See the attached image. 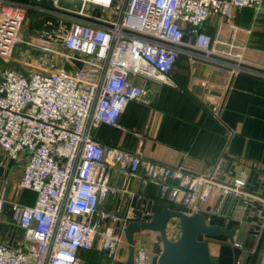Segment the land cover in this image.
I'll list each match as a JSON object with an SVG mask.
<instances>
[{"label":"built area","instance_id":"2783aa9c","mask_svg":"<svg viewBox=\"0 0 264 264\" xmlns=\"http://www.w3.org/2000/svg\"><path fill=\"white\" fill-rule=\"evenodd\" d=\"M76 1L81 2L78 10L64 7L62 0H0V58L7 63L14 60L30 8L70 23L61 38L65 51L42 47L65 63H33L36 70L30 74L12 67L1 72L0 155L5 160L25 159L18 187L32 190L35 201L10 204L31 252L0 240V264H84L81 252L87 250L102 253L100 264H123L125 227L132 214L127 192L111 182L115 173L127 180L142 172L170 208L202 212L207 220L206 207L214 193L231 205L264 203L247 189L243 177H220L223 157L196 170L172 167L143 159L140 153L106 147L94 138L100 123L116 126L129 102L144 99L148 90L142 81L174 85L170 73L181 55L191 63L206 62L264 79V63L250 58L254 49L222 37L227 27L235 33L240 29L233 22V7L258 14L264 0ZM87 5L105 15L87 12ZM211 15L220 17L215 36L202 28ZM185 34L187 41L182 39ZM211 110L220 115L219 106ZM6 204L2 193L0 214ZM173 221L166 231L176 240L181 228ZM247 238L252 244L254 239ZM134 239V264H150L141 232ZM245 242L237 239L235 244L247 252L246 262L254 247L246 249ZM242 261L243 254L237 263Z\"/></svg>","mask_w":264,"mask_h":264},{"label":"crops","instance_id":"0c3cea01","mask_svg":"<svg viewBox=\"0 0 264 264\" xmlns=\"http://www.w3.org/2000/svg\"><path fill=\"white\" fill-rule=\"evenodd\" d=\"M61 3L64 7L66 3H73L72 9L75 10L81 7V2L76 0H62ZM86 11L96 16L105 15L100 8L92 5H87ZM231 13L233 22L240 29L235 33L227 27L222 37L234 39L237 44L249 45L250 49H254V53H250L251 60L264 63V5L258 14L251 8L238 7H233ZM61 19L63 17L52 13L43 20L36 40L33 44L26 42L29 48L25 47V55L21 52L20 58L26 60L25 64L23 61H20L23 65L18 64L16 59L7 63L0 58V76L7 67L30 74L36 70L33 63L50 60L57 61L59 65L65 63L62 58L42 49L52 46L65 51L61 38L70 23L65 22V18ZM219 21V16L211 15L202 28L215 36ZM66 66L72 68L67 63ZM170 77L174 85L142 81L141 85L147 88L150 95L129 102L116 126L100 123L94 131V138L106 147L140 153L143 159L172 167L186 165L196 170L200 165L207 167L223 157L225 161L220 177L241 176L249 191L264 198V79L248 73L233 74L226 67L206 62L191 63L185 55L178 58ZM216 106L221 108L219 116L211 110ZM24 165V158L13 161L0 155V194L5 193L7 197V204L0 214V240L18 249L24 248L25 244L10 204L35 201L34 192L30 200L28 193H23L18 187ZM111 182L127 192L125 200L129 203L132 220H149L157 208L163 209L167 204L157 186L145 180L142 172L127 180L115 173ZM206 210H209L208 221L211 223L226 221L228 227L244 224L258 231L264 226L263 202L231 205L217 199V193H214ZM155 237V242L148 247L150 264H158L163 248L159 234L156 233ZM248 237L254 239L251 247H255L258 235L249 234ZM205 239L212 264H233L232 248L225 235ZM246 253H243L241 264H246ZM263 258L264 248L258 264L263 263Z\"/></svg>","mask_w":264,"mask_h":264},{"label":"water","instance_id":"95a60500","mask_svg":"<svg viewBox=\"0 0 264 264\" xmlns=\"http://www.w3.org/2000/svg\"><path fill=\"white\" fill-rule=\"evenodd\" d=\"M182 39L187 41L188 36L185 34ZM147 95L149 96L150 92H147ZM172 219H177L181 228V234L176 240H171L166 231L167 225ZM226 225V221L221 223L209 222L202 212L187 213L179 209H172L166 204L161 211L155 212L149 220H132L125 227L128 253L123 264H134V234L144 230L155 231L160 236L163 248L158 257V264H212L209 245L205 238L218 235H225L228 238L233 252V264H238L243 249L235 244L236 240H245V248L252 249L251 241L247 237L249 234H259L252 254L246 258L247 264H257L264 246V226L261 231H256L247 228L244 224L231 227Z\"/></svg>","mask_w":264,"mask_h":264},{"label":"rangeland","instance_id":"374dc122","mask_svg":"<svg viewBox=\"0 0 264 264\" xmlns=\"http://www.w3.org/2000/svg\"><path fill=\"white\" fill-rule=\"evenodd\" d=\"M73 5H74L73 3H66L65 6L72 8ZM42 14H43V16L39 17V19H41V20L43 19L45 21V19L47 18V16H49V14H52V13H50V12H43ZM37 19H38V15L37 14H35V16L31 18V20L28 19V15L26 14L25 22L23 24V29H22V31L20 33V39H21V41L16 44V46H15V48L13 50V54H12V57L14 59H16L15 62H17L18 64L21 63L20 61H23V64H25V61L26 60L20 58V56H21V52H24V55H25L26 54L27 47L29 48V46H28V44H26V42H33L37 38L36 35L38 33L32 34L31 33V29H30L31 28V23L30 22H32L33 20H37ZM63 19H61V20L63 21ZM65 22H66V20H65ZM25 47H26V49H25ZM23 64L21 63V65H23ZM173 220L174 219L171 220V224H173V222H174ZM175 220H177V219H175ZM141 234L146 239V241H145L146 244L148 243L147 244V247H150L155 242V240H154L156 238L155 237V235H156V232L155 231H152V230H144V231H141ZM153 237H154V239H153ZM200 237H203V236H200ZM159 241L161 242L160 237H159ZM162 246L163 245H162V242H161V247ZM23 247H24V250L25 251H28L29 253L31 252V249H32L31 248L32 247L31 245H29V247H27V245L25 244ZM263 248H264V246H263ZM262 251H263V249H262ZM262 251L260 252V255L259 256H261ZM124 252L126 253V256H127V253H128V245H127L126 249L124 250Z\"/></svg>","mask_w":264,"mask_h":264},{"label":"trees","instance_id":"16d2710c","mask_svg":"<svg viewBox=\"0 0 264 264\" xmlns=\"http://www.w3.org/2000/svg\"><path fill=\"white\" fill-rule=\"evenodd\" d=\"M42 11H39L35 8H30L27 11V15H28V19L31 20L32 17L35 16V14L38 15V19L37 20H33L31 23V33L32 34H36L38 33L37 31H39V29L41 28L42 24H43V19H39V17L43 16ZM22 192H27L28 193V198L31 200L32 199V195H33V191L32 190H22ZM32 194V195H31ZM166 202V201H165ZM24 203V202H22ZM162 208H157V211H161ZM81 256L83 257V259L87 262V264H100L101 260H102V253L96 251V250H87V251H83L81 252Z\"/></svg>","mask_w":264,"mask_h":264}]
</instances>
